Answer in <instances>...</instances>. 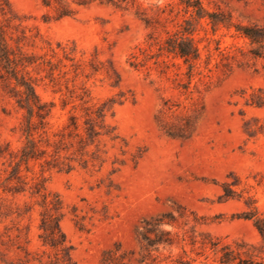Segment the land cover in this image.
Masks as SVG:
<instances>
[{"label": "rangeland", "instance_id": "374dc122", "mask_svg": "<svg viewBox=\"0 0 264 264\" xmlns=\"http://www.w3.org/2000/svg\"><path fill=\"white\" fill-rule=\"evenodd\" d=\"M201 1L209 11L230 12L236 22L264 24V0ZM10 2L20 23L14 37L27 34L23 51L60 61L53 75L46 64L28 68L40 97L55 103L50 133L61 131L72 114L83 123L93 104L112 105L107 121L119 138L101 136L87 155L75 151L77 144L63 152L77 158L71 171H42L38 162L30 171L22 166L29 185L42 177L60 195L61 226L76 264H104L108 252L110 264H119L120 256L125 264H147V238L159 230L176 239L173 247L153 250L167 262L195 258L201 264L206 255L213 262L215 255L201 244L205 237L261 241L244 214L256 209L264 217V105L250 100L252 93L264 97V59L249 54L246 38L201 19L195 33L201 58L189 79L182 59L155 56L190 17L180 0H64L74 14L62 18L56 4ZM139 47H149L154 57L134 67L128 57ZM63 50H74L73 60ZM117 74L120 82L113 85ZM10 87L0 77V146L17 151L24 142L23 110ZM246 121L257 128L252 136ZM97 149L100 158L93 159ZM82 158L89 161L85 167ZM10 170L0 157V181L9 188L15 184L6 180ZM225 182L234 198L221 197ZM42 210L29 190L12 194L0 187V264H50L54 253L39 237Z\"/></svg>", "mask_w": 264, "mask_h": 264}, {"label": "trees", "instance_id": "16d2710c", "mask_svg": "<svg viewBox=\"0 0 264 264\" xmlns=\"http://www.w3.org/2000/svg\"><path fill=\"white\" fill-rule=\"evenodd\" d=\"M180 1L184 3L186 11L190 12V17L184 19L177 30L168 34L159 45V53L155 56L173 54L174 57L182 59L187 66V76L191 79L201 58L195 33L198 30L199 21L206 18L214 27L221 25L228 29L234 28L239 36L249 41V54L254 58L264 59V24L236 22L230 12L221 9L209 11L201 0ZM42 3L47 7L56 4L54 9L58 18L74 14V9L64 0H42ZM19 25L10 0H0V77L9 82L11 96L15 98L18 108L23 110L21 134L24 137V142L17 151L11 150L9 144L0 146V157L7 158L11 167L6 180L15 183L9 188L0 181V187L3 192L12 194L25 193L29 190L32 196L40 198V206L43 210L40 217L41 233L39 237L42 245L50 248L54 253L50 264H76L72 255L73 247L61 226V220L65 213L60 195L48 190L42 177L31 178L34 181L29 185L28 176L22 173V166H25L26 171H30L31 163L38 162L42 166V171L44 167L56 168L59 171H71L75 167L73 159L77 158L63 155V152L70 151L77 144L75 151H80L81 155H87L88 147L92 145L97 147L101 136L105 135L111 140H116L119 138V134L116 128L107 121V114L112 107L109 102L87 107L83 123H80L78 117L72 114L69 123L61 131L50 133L48 118L53 112L55 103L44 101L40 97L36 90V79L30 74L28 68L46 64L49 67L50 75H53L59 68L60 61L57 63L51 59H42L35 54L25 53L21 46V39L26 38L27 34L23 32V35L14 37L13 29L17 30ZM13 41L16 43L15 46ZM152 45L153 43H150L149 47ZM149 47L147 48L149 49ZM147 48L139 47L138 51H133L130 54L128 61L131 66L146 65L154 57ZM73 52L74 50L69 52L63 50L65 58L69 60H73L71 57ZM99 69L93 68L94 71ZM119 82L120 76L117 74V80L113 82V85H117ZM258 91L263 93L262 89ZM250 100L252 104L264 105V97L262 98L257 93H252ZM111 102L115 103L113 100ZM245 124L246 132L250 136L257 132V128L251 126L249 121H246ZM98 151L99 149L92 152L93 159L100 158ZM88 162V159L82 158L80 165L85 167ZM221 197L225 200L235 197V191L231 184L224 183ZM244 218L252 220L261 236V241L253 243L245 240L225 241L219 238L205 240L207 239L205 237L201 244L203 247L211 249L215 258L210 263L207 261L209 256L206 255L205 261L201 264H264V217L256 209H252L245 212ZM159 223L162 222L159 221ZM158 232L155 239L147 238L148 242L145 246L147 252L143 255L142 261L147 264H194L195 258L189 260L177 258L167 262L168 257L162 258L160 253L155 254L153 250L159 251L161 246L164 248L173 247L176 243V239L170 231L159 230ZM110 253L107 254L110 255ZM197 255L205 254L197 253ZM108 257L103 258L104 264L111 263L107 261L110 259ZM39 261L41 260L39 259ZM119 264H125L124 256L119 257Z\"/></svg>", "mask_w": 264, "mask_h": 264}]
</instances>
